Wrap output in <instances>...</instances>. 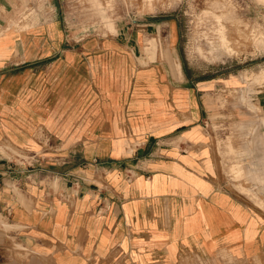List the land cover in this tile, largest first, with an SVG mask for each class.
Masks as SVG:
<instances>
[{"label":"crops","instance_id":"0c3cea01","mask_svg":"<svg viewBox=\"0 0 264 264\" xmlns=\"http://www.w3.org/2000/svg\"><path fill=\"white\" fill-rule=\"evenodd\" d=\"M59 1L0 0V264L263 257L264 218L203 169L196 91L68 39Z\"/></svg>","mask_w":264,"mask_h":264},{"label":"rangeland","instance_id":"374dc122","mask_svg":"<svg viewBox=\"0 0 264 264\" xmlns=\"http://www.w3.org/2000/svg\"><path fill=\"white\" fill-rule=\"evenodd\" d=\"M59 2L68 39L123 40L136 69L196 91L203 169L237 204L264 218V0ZM55 147L80 152L78 145ZM221 253L228 264H264V255L240 262Z\"/></svg>","mask_w":264,"mask_h":264}]
</instances>
